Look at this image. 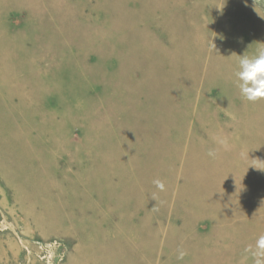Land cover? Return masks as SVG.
Instances as JSON below:
<instances>
[{
	"label": "rangeland",
	"instance_id": "obj_1",
	"mask_svg": "<svg viewBox=\"0 0 264 264\" xmlns=\"http://www.w3.org/2000/svg\"><path fill=\"white\" fill-rule=\"evenodd\" d=\"M260 48L264 0H0V264H264Z\"/></svg>",
	"mask_w": 264,
	"mask_h": 264
},
{
	"label": "clouds",
	"instance_id": "obj_2",
	"mask_svg": "<svg viewBox=\"0 0 264 264\" xmlns=\"http://www.w3.org/2000/svg\"><path fill=\"white\" fill-rule=\"evenodd\" d=\"M235 76L237 87L244 100L251 103L264 100V48L257 49L256 54L251 57L241 55ZM217 143L227 148L225 139L220 138ZM207 154L209 157L215 158L216 151L210 149ZM156 183L162 187L158 181ZM184 255V252H180L179 258L182 259Z\"/></svg>",
	"mask_w": 264,
	"mask_h": 264
}]
</instances>
